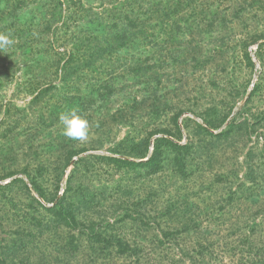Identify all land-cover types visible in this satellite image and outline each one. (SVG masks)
<instances>
[{"label": "rangeland", "instance_id": "rangeland-1", "mask_svg": "<svg viewBox=\"0 0 264 264\" xmlns=\"http://www.w3.org/2000/svg\"><path fill=\"white\" fill-rule=\"evenodd\" d=\"M2 1L6 23L28 29L41 15L49 25L34 26L41 33L14 54L0 51V264L15 255L133 264L101 250L98 232L140 247V264H264V0ZM118 33L126 36L113 41ZM229 105L207 129L230 122V151L199 154L205 109ZM70 109L90 123L86 142L62 135L58 117ZM161 129L148 154L156 137L192 143L183 170L170 149L156 174L129 163L148 154L119 153ZM70 150L79 152L61 173ZM63 195L75 203V225L50 221L34 201L49 208ZM4 244L21 247L4 256Z\"/></svg>", "mask_w": 264, "mask_h": 264}, {"label": "trees", "instance_id": "trees-1", "mask_svg": "<svg viewBox=\"0 0 264 264\" xmlns=\"http://www.w3.org/2000/svg\"><path fill=\"white\" fill-rule=\"evenodd\" d=\"M6 1V0H5ZM19 4V3H17ZM7 3H4L2 0H0V12L2 13L5 6H7ZM12 5V4H11ZM15 9H17L16 7H14ZM14 16V15H13ZM10 17V15H0V24H2L1 26L3 31L5 33H11V35L16 39V43L10 48V53L14 54L16 51H19V49L23 46H26L25 44H30L32 41H34V38H37L38 35L41 33V31L39 30H35L34 26H42L43 28H47L49 25V19H45L44 16H41L38 18V22L36 23V25H34L33 27H30L29 24L26 25V27L28 29H25L24 26H15L14 22H8V18ZM34 20H35V16L31 17L30 23L34 24ZM47 26V27H46ZM33 28V29H32ZM48 29V28H47ZM126 35H124L123 33H118L116 34L112 39L113 41H119L122 38H124ZM70 57H68L65 61H64V65L67 63V60ZM1 60H4L3 58ZM58 62V61H57ZM137 68H140V66H138ZM136 68V69H137ZM4 69H8L7 67H5ZM52 81H47L42 85H46L44 88L47 87H51L53 86ZM40 90H38V92L36 93V95L31 99L32 101H34L37 97H39L40 95ZM74 104V103H71ZM153 106V109L151 110L152 113L157 112V107ZM66 108H69V105H66ZM230 112V105L229 107H223L219 110H217L216 107H207L205 109V112L203 113V122L205 123L206 127H202L200 125H196L197 126V131L200 130L201 132H203L204 134L209 135V139L207 140L208 143L207 144H198V148H200V150L198 149V153L202 154L204 149H209V146H211L212 148H216L217 146H223L224 147V152L226 148L229 149L230 151V122L226 125V127L222 128L218 133L213 134L211 132L208 131L207 128H217L219 127L226 119V117L228 116ZM179 113H177L173 119L178 115ZM175 128L178 131V126L175 124ZM156 132H164L167 134V132L164 129L161 130H152L149 131L148 133L141 135L140 137L136 138L135 140H131V143L127 146H125L124 151H120V154H125L127 156H131L134 158H144L147 156L148 154V150H149V139L150 136L153 133ZM166 149H170L173 152V157H172V163L176 165L178 170H183L185 165H186V158L191 156V152L193 151V149H195V146H193L192 143H186L184 145H179L177 143L172 142L171 140H169L166 137H156L153 140L152 143V149L150 151V153L148 154L147 158L145 160L139 161L137 163L134 162H129L132 163L133 165L140 167L143 171H145L147 174H156L157 172L161 171L164 167V164L166 163V160L168 158L167 154H165V150ZM79 152V150H70L67 152L66 156H65V160L62 164L61 167V173H62V169L69 163L71 157L75 154H77ZM118 161H125L122 159H116ZM126 162V161H125ZM32 185L34 186V189L36 190V192L39 194V196L41 198H43L45 201L48 202H52L54 200V195H51V197H47L45 192L42 191L39 186L37 185L36 181L32 182ZM69 186V185H68ZM68 189V187H67ZM34 201L37 203V205L43 209L44 211H49L52 215L50 221H56L58 223H61L63 225H67V226H72L76 224V216L74 214L75 211V203L73 202H68L65 198V196H61L58 197L57 200L54 201V203L52 204L51 207L46 208L44 207L41 203L38 202V200L34 199ZM74 204V205H73ZM124 214H121L119 217H115L113 218V220L111 222L106 221V227H108V229H112L113 225H115V223H117V221L120 220V218H123ZM35 221H37L38 223H40V219H34ZM109 232H112L111 230H109ZM76 233L78 235H81L80 231H76ZM95 235V239L97 240L96 242L98 243L99 247L101 248V250H105L104 252H109L110 249L118 251L120 253H124L125 256L131 258L133 264H140V257L139 255H137L140 251V247H137V245L133 246L131 245L127 240L121 238V237H117L115 236L113 233H109V235L107 234H103L101 232H98ZM0 242H4V239H2L1 235H0ZM91 247V244L89 245ZM4 247H6V250L1 248V252L2 254L5 256L6 252H16L20 247L21 244H17V250L15 249L14 245H10V244H4ZM108 248V249H107ZM94 251H99L98 249H94ZM7 254V253H6ZM136 256V257H135ZM5 263L6 264H41L40 262H32L33 260H30L28 258H24V257H18V256H14L10 259H8V261L6 259ZM90 262H92L90 259L83 261L82 264H91ZM4 264V262H3ZM76 264L77 261H76ZM148 264H151L150 262ZM188 264H198L195 261L190 262Z\"/></svg>", "mask_w": 264, "mask_h": 264}, {"label": "clouds", "instance_id": "clouds-1", "mask_svg": "<svg viewBox=\"0 0 264 264\" xmlns=\"http://www.w3.org/2000/svg\"><path fill=\"white\" fill-rule=\"evenodd\" d=\"M16 43V39L11 33L0 32V51L11 48ZM62 126V135L70 140L86 142L89 139L90 123L76 109L62 112L58 117Z\"/></svg>", "mask_w": 264, "mask_h": 264}]
</instances>
